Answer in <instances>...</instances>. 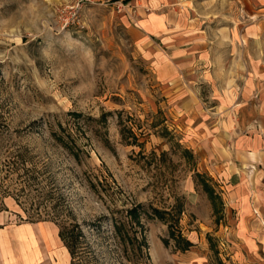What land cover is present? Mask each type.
<instances>
[{
    "label": "rangeland",
    "instance_id": "374dc122",
    "mask_svg": "<svg viewBox=\"0 0 264 264\" xmlns=\"http://www.w3.org/2000/svg\"><path fill=\"white\" fill-rule=\"evenodd\" d=\"M178 5L204 47L156 32ZM136 206L140 257L114 226ZM23 221L68 264L76 222L80 264H264V0H0V225Z\"/></svg>",
    "mask_w": 264,
    "mask_h": 264
},
{
    "label": "crops",
    "instance_id": "0c3cea01",
    "mask_svg": "<svg viewBox=\"0 0 264 264\" xmlns=\"http://www.w3.org/2000/svg\"><path fill=\"white\" fill-rule=\"evenodd\" d=\"M259 1L255 0L257 3ZM179 6L174 9V11H177L176 18L170 19L160 16L153 24L156 32L161 35L163 40L166 42L172 41L175 51L181 54L186 49L192 50L197 49V47H204L203 42L206 37H198L196 34H182L179 28L182 27L184 22L186 23L187 18L183 16L185 15L184 10ZM253 13L255 12L253 11ZM169 22L177 28L170 36L165 30L168 25H171ZM153 24L149 21L144 23L147 28H151ZM248 161L253 163L250 158H248ZM47 230L45 225L34 221L0 225V264H68L67 253L66 258L64 257L62 260L59 241L54 238L51 239V235Z\"/></svg>",
    "mask_w": 264,
    "mask_h": 264
},
{
    "label": "trees",
    "instance_id": "16d2710c",
    "mask_svg": "<svg viewBox=\"0 0 264 264\" xmlns=\"http://www.w3.org/2000/svg\"><path fill=\"white\" fill-rule=\"evenodd\" d=\"M140 208H141L140 206H136L129 211V214L131 215L132 218L130 222V226L132 230L123 231L122 227H120L118 223H114L115 231H116L115 233L119 237L121 243L124 245L125 253L128 254V252L131 251L133 255L136 257L138 256L140 257L143 254L144 252L143 247L147 245L146 236L143 233L141 236L137 235V226L140 227L143 226L140 216L141 214ZM60 237L65 242V245L69 250L70 258H71L70 264H76V256L78 255L77 248L79 246V264H80L81 263L80 258H82V254H83L82 252H84L82 251L84 250L82 248L85 247V245L82 244L87 243L86 245L88 246V240L86 238L87 236L85 234V231L81 223L76 222L69 227H62L60 230ZM127 241L131 244L130 248L128 247V245H126ZM88 264H95V263L94 261H92L89 262Z\"/></svg>",
    "mask_w": 264,
    "mask_h": 264
},
{
    "label": "built area",
    "instance_id": "2783aa9c",
    "mask_svg": "<svg viewBox=\"0 0 264 264\" xmlns=\"http://www.w3.org/2000/svg\"><path fill=\"white\" fill-rule=\"evenodd\" d=\"M82 6H83L82 3L79 2V12L82 9Z\"/></svg>",
    "mask_w": 264,
    "mask_h": 264
}]
</instances>
